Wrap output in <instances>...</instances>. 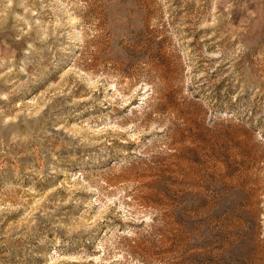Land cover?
Returning <instances> with one entry per match:
<instances>
[{
  "label": "rangeland",
  "instance_id": "rangeland-1",
  "mask_svg": "<svg viewBox=\"0 0 264 264\" xmlns=\"http://www.w3.org/2000/svg\"><path fill=\"white\" fill-rule=\"evenodd\" d=\"M0 264H264V0H0Z\"/></svg>",
  "mask_w": 264,
  "mask_h": 264
}]
</instances>
